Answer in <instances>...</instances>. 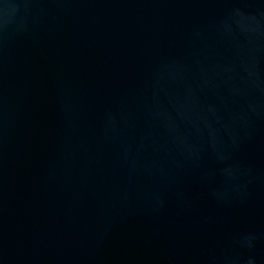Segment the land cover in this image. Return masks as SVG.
I'll return each mask as SVG.
<instances>
[{"label": "water", "instance_id": "water-1", "mask_svg": "<svg viewBox=\"0 0 264 264\" xmlns=\"http://www.w3.org/2000/svg\"><path fill=\"white\" fill-rule=\"evenodd\" d=\"M0 264H264V0H0Z\"/></svg>", "mask_w": 264, "mask_h": 264}]
</instances>
